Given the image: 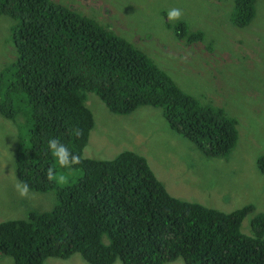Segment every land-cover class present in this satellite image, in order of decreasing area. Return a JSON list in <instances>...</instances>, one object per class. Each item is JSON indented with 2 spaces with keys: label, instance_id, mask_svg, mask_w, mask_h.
Wrapping results in <instances>:
<instances>
[{
  "label": "trees",
  "instance_id": "trees-1",
  "mask_svg": "<svg viewBox=\"0 0 264 264\" xmlns=\"http://www.w3.org/2000/svg\"><path fill=\"white\" fill-rule=\"evenodd\" d=\"M0 14L15 19L18 50L10 74H0V112L15 117L19 94L27 97L31 112L26 110L32 124L28 138L17 146L16 175L29 190H57L50 211L33 208L0 222L1 256H11L14 264H43L48 257L75 253L90 264H264V212H255L253 203L227 212L171 195L146 157L130 149L110 160L80 159L83 175L63 181L65 168L54 177L57 164L47 150L48 138L58 137L74 154L84 152L95 127L86 91L96 92L118 114L141 105L163 107L172 129L213 156L235 147V117L185 91L135 43L69 6L0 0ZM255 14V0H236L232 24L247 26ZM173 29L189 42L205 37L186 22ZM257 163L264 173V154Z\"/></svg>",
  "mask_w": 264,
  "mask_h": 264
},
{
  "label": "rangeland",
  "instance_id": "rangeland-1",
  "mask_svg": "<svg viewBox=\"0 0 264 264\" xmlns=\"http://www.w3.org/2000/svg\"><path fill=\"white\" fill-rule=\"evenodd\" d=\"M53 1L94 18L135 43L185 91L198 95L204 103L222 106L238 121L235 148L227 155L213 156L172 129L163 107L141 105L132 113L118 114L96 92L86 91L95 127L83 156L112 159L120 151L134 150L148 159L174 196L227 212L253 203L255 212H264V173L257 163V157L264 154V0H255L256 15L246 27L232 24L236 0ZM172 9L181 11L179 19L168 17ZM11 18L0 15V74L17 60ZM179 22L188 23L191 30H203L204 39L189 42L187 37L178 38L173 28ZM204 90H209V96ZM15 107L13 118L0 112V222L28 214L33 208L50 211L57 201L54 189L29 190L26 196L16 189L18 180L21 181L15 168L17 146L28 138L32 124L26 112L31 114L25 95L15 97ZM105 138L115 139L114 144H104ZM155 161H160V169L167 168V172L157 171ZM63 169L58 166L54 177ZM64 171L63 178L59 175L63 181L69 178L76 181L83 175L80 166L73 165ZM181 176L186 179L185 193L181 189L182 180H174ZM252 216L249 214L244 220L247 232ZM0 264H14V259L0 255ZM44 264L89 263L75 253L67 259L49 258Z\"/></svg>",
  "mask_w": 264,
  "mask_h": 264
},
{
  "label": "clouds",
  "instance_id": "clouds-1",
  "mask_svg": "<svg viewBox=\"0 0 264 264\" xmlns=\"http://www.w3.org/2000/svg\"><path fill=\"white\" fill-rule=\"evenodd\" d=\"M53 1V0H52ZM67 6V5H66ZM256 6V5H255ZM71 8V7H70ZM74 10V9H73ZM75 11H77V10H75ZM78 12V11H77ZM82 14V13H81ZM1 15V14H0ZM84 15V14H83ZM182 14H181V11L179 10V9H172V10H170L169 12H168V17L170 18V19H179L180 18V16H181ZM256 15V14H255ZM9 16V15H8ZM85 16H87V15H85ZM11 17V16H10ZM89 17V16H88ZM255 17V16H254ZM91 18V17H90ZM12 20H13V25L15 24V19L12 17L11 18ZM92 19H94V18H92ZM254 19V18H253ZM95 20V19H94ZM231 21V20H230ZM253 21V20H252ZM251 21V22H252ZM250 22V23H251ZM99 23V22H98ZM249 23V24H250ZM100 24V23H99ZM248 24V25H249ZM247 25V26H248ZM13 27V26H12ZM244 27H246V26H244ZM111 31V30H110ZM115 33V32H114ZM131 42V41H130ZM15 44V48H16V51H17V53H18V50H17V47H16V43H14ZM13 52H14V49H13ZM17 57H18V55H17ZM15 64V62L13 63V64H11V65H9L8 67H6L1 73H2V75L5 73H8V74H10V72L8 71V68L9 67H12L13 65ZM86 96H87V94H86ZM86 104H87V101H86ZM87 106H88V104H87ZM89 107V106H88ZM90 108V107H89ZM91 109V108H90ZM93 112V111H92ZM230 115V114H229ZM238 123V122H237ZM74 132H75V135H77V136H79L80 135V132H79V130H74ZM90 140V139H89ZM104 144H111V145H113L114 143H112V142H110L109 141V139L108 138H105V140H104V142H103ZM236 146V145H235ZM86 148V147H85ZM235 148V147H234ZM233 148V149H234ZM232 149V150H233ZM47 150H48V152L51 154V156H52V158L54 159V162L60 167V168H71L73 165L74 166H77V164H79L80 163V159H92V160H110V159H98V158H91V157H84L83 156V153L81 154V155H76V154H74L72 151H70V149H69V147L66 145V144H64L62 141H61V139L60 138H58V137H50V138H48V140H47ZM231 150V151H232ZM132 151H134V150H132ZM230 151V152H231ZM135 152H137V151H135ZM229 152V153H230ZM137 153H139V152H137ZM206 153V152H205ZM228 153V154H229ZM140 154V153H139ZM142 155V154H141ZM227 155V154H226ZM260 155H262V154H260ZM259 155V156H260ZM218 156H224V155H218ZM259 156L257 157V159L259 158ZM113 159V158H112ZM147 159V158H146ZM159 163H160V161H155V163H154V166H155V168L157 169V171H159V170H163V171H165V172H167V168H163V169H160V167H159ZM147 164L149 165V167H150V169L152 170V173L156 176V178L158 179V180H160L161 182H162V184L166 187V189H167V184H166V181H164L163 179H161V178H159L158 176H157V174L155 173V171L153 170V168H152V166H151V164L149 163V161H148V159H147ZM58 166H56V168L58 169ZM52 176H53V170H49L48 171V177H49V179H51L52 178ZM175 180V182L177 181V180H182V190L184 191V187H185V183H186V179L184 178V177H180V178H178V179H174ZM29 185L27 184V183H25V182H23V181H19L18 180V182H17V184H16V189H17V191L19 192V194L21 195V196H26L27 194H28V192H29ZM168 190V189H167ZM168 192H169V190H168ZM170 193V192H169ZM184 193H185V191H184ZM171 194V193H170ZM177 194V193H176ZM171 195H173V194H171ZM181 197V196H180ZM183 198V197H182ZM184 199H187V198H184ZM190 199H194V198H190ZM255 209H256V207H255ZM43 211V210H42ZM49 258H52V257H48V258H46L45 259V261L47 260V259H49ZM60 258V257H59ZM44 261V262H45ZM87 262V261H86ZM118 261H116L114 264H116ZM120 262V261H119ZM88 263V262H87ZM44 264V263H43ZM90 264V263H89ZM122 264V263H121Z\"/></svg>",
  "mask_w": 264,
  "mask_h": 264
}]
</instances>
